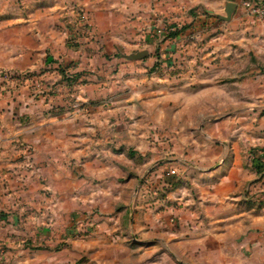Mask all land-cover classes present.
<instances>
[{"label": "crops", "instance_id": "0c3cea01", "mask_svg": "<svg viewBox=\"0 0 264 264\" xmlns=\"http://www.w3.org/2000/svg\"><path fill=\"white\" fill-rule=\"evenodd\" d=\"M245 1L25 0L19 5L0 0V72L42 73L44 82L56 84L53 93L38 101L25 89L11 94L0 88V264H121L123 254L109 237L117 229L106 222L131 215L126 206L117 208L140 183L128 153L150 148L145 111L160 95L147 71L156 51L163 53L166 45L159 48L151 33H161L163 24L179 31L218 25L226 42L249 36L264 46V31L258 24L251 28L253 22L244 16ZM229 4L233 9L225 21ZM74 5L89 14L96 41L74 30ZM250 28L253 33L246 31ZM67 33L75 43L67 42ZM140 52L147 56L131 59ZM119 57L125 64L112 75L109 63ZM61 70L77 76L76 86L67 87ZM70 96L81 110L69 112L65 102ZM161 97L166 102L170 98ZM250 132L251 140L264 146V133ZM230 148L235 149L228 144ZM211 169L195 179L196 202L192 199L189 210L182 211L185 223L179 228L135 209L130 223L118 229L122 236H132L127 247L138 255L134 264H264V209L238 202L256 174L235 158ZM22 183L55 187L57 199L70 201L57 211L60 219L52 236L29 223L21 226L32 211L13 201L26 198ZM83 201L113 218H100L96 234L84 243L57 245L51 238H62L71 213L83 211Z\"/></svg>", "mask_w": 264, "mask_h": 264}, {"label": "rangeland", "instance_id": "374dc122", "mask_svg": "<svg viewBox=\"0 0 264 264\" xmlns=\"http://www.w3.org/2000/svg\"><path fill=\"white\" fill-rule=\"evenodd\" d=\"M15 1L24 5L25 0ZM72 12L78 19L74 30H81L88 41H96V28L89 14L77 5ZM244 16L253 22L251 28L259 25L245 10ZM163 27L169 32L151 33L158 46L165 43L167 46L164 45L163 53L156 51L147 71L148 79L154 80L155 92L160 95L154 106L146 107L145 111L149 131L146 140L150 148L146 153H128L140 173V183L129 201H120L117 205L118 209L125 206L131 209V215L117 217L116 222L104 220L107 226L113 224L117 229L109 237L117 246L116 252L123 254L121 264H134L139 259L127 247L132 246V236L129 233L122 236V230H118L130 223L135 209L160 217V221H167L173 229L179 228L185 223H181V215L185 216L182 211L188 209L192 199L196 202L195 179L228 158L239 160L257 176L256 181L243 188L238 202L249 209H264V146L252 141L254 137L250 132L260 129L259 133H264V46H258L249 36L226 42L222 39L223 26L218 25L183 30L173 38L165 37L176 29L167 24ZM227 30L229 33L230 27ZM69 35L67 33V42L75 43L74 36ZM124 64L120 57L112 60L109 72L115 74ZM41 74L0 72V88L11 94L25 89L33 100L38 101L56 90V84L51 86L44 82ZM161 94L169 95V100L164 101ZM69 98L65 102L69 112L82 109L74 106L76 98ZM207 130L211 131L210 136ZM228 144L234 146V151L227 150ZM25 155L30 156V151L26 149ZM20 187L26 198L15 197V205L25 211L27 207L32 208L28 222L23 220L21 226L30 224L36 230L44 228L52 236L60 219L57 211H62L70 201L57 199L55 187L43 183H22ZM82 203L83 211L71 213L62 238H51L59 242L57 245L88 241L97 232L98 220L109 217L102 216L100 208L91 206L90 201ZM111 205L113 210L114 203ZM109 252L114 253L115 248ZM79 261L76 264H81ZM86 264L90 263L87 261Z\"/></svg>", "mask_w": 264, "mask_h": 264}, {"label": "built area", "instance_id": "2783aa9c", "mask_svg": "<svg viewBox=\"0 0 264 264\" xmlns=\"http://www.w3.org/2000/svg\"><path fill=\"white\" fill-rule=\"evenodd\" d=\"M243 9L247 15L257 21L261 29L264 31V0H247L242 4ZM163 32H169V29H164ZM75 107H80L78 104H74Z\"/></svg>", "mask_w": 264, "mask_h": 264}, {"label": "trees", "instance_id": "16d2710c", "mask_svg": "<svg viewBox=\"0 0 264 264\" xmlns=\"http://www.w3.org/2000/svg\"><path fill=\"white\" fill-rule=\"evenodd\" d=\"M180 31L179 30H175L173 32H170L168 35H166L165 38H173L176 37L178 35ZM61 74L63 77V81L65 82V84L69 87L73 86L76 82H77V76L75 75H65L64 70H61Z\"/></svg>", "mask_w": 264, "mask_h": 264}, {"label": "water", "instance_id": "95a60500", "mask_svg": "<svg viewBox=\"0 0 264 264\" xmlns=\"http://www.w3.org/2000/svg\"><path fill=\"white\" fill-rule=\"evenodd\" d=\"M227 8H228L227 9V13H226L227 14V18L225 19V21L229 20L230 15H231V11L233 9V5L229 4ZM146 56H147L146 52H140V53H137L136 55H133L131 57V59L141 60V59H144Z\"/></svg>", "mask_w": 264, "mask_h": 264}]
</instances>
